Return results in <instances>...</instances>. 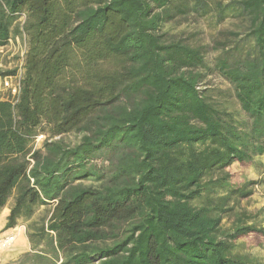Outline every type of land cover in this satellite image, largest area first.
Returning <instances> with one entry per match:
<instances>
[{"label":"trees","instance_id":"1","mask_svg":"<svg viewBox=\"0 0 264 264\" xmlns=\"http://www.w3.org/2000/svg\"><path fill=\"white\" fill-rule=\"evenodd\" d=\"M189 17L237 23L213 40L211 66L164 30ZM15 38L0 237L22 221L30 252L7 264H256L235 243L264 228L234 213L256 184L233 185L227 169L264 156V0H0V47ZM210 73L236 111L201 88Z\"/></svg>","mask_w":264,"mask_h":264},{"label":"rangeland","instance_id":"2","mask_svg":"<svg viewBox=\"0 0 264 264\" xmlns=\"http://www.w3.org/2000/svg\"><path fill=\"white\" fill-rule=\"evenodd\" d=\"M235 20H225L220 25H215L214 22L208 17L197 18L189 17L186 20H178L170 23L164 27V30H168V35L183 33V37L187 42L193 46H202L205 48V61L211 66L213 58L217 53L210 50L214 39L218 38V35L225 31L236 30ZM23 51V44L13 42L5 51L0 54V70H12L20 67L23 73L21 62L18 61V56ZM12 55V56H11ZM201 88L203 90L209 89L210 95L213 99L225 106L229 111H236L238 105L235 103L232 90L229 84L216 75L210 73L204 79ZM72 137H70L71 139ZM40 142H34V147L38 149ZM227 171L231 174L230 182L233 185L240 186L246 182H253L256 185L251 186L248 190L252 193L248 198L239 200L235 205L234 213H245L250 219L248 224H254L257 227L264 228V156L255 158L252 165L240 166L237 163L231 165ZM12 204L10 199L6 205L9 208ZM45 210H38L34 216L33 222H38L40 218L46 215ZM7 209H3L0 213V227L5 219ZM234 220L233 213L225 216L221 222V226L229 228ZM24 227V235L22 228ZM3 227L0 228V231ZM26 224L22 221L18 222V227L14 232L8 234L13 236V244L8 248L0 250V264H7L15 262L25 253L30 252V246L27 242L26 236ZM2 238L0 237V240ZM235 251L240 254H246L256 264H264V238L256 235H250L245 238L239 239L236 243Z\"/></svg>","mask_w":264,"mask_h":264},{"label":"built area","instance_id":"3","mask_svg":"<svg viewBox=\"0 0 264 264\" xmlns=\"http://www.w3.org/2000/svg\"><path fill=\"white\" fill-rule=\"evenodd\" d=\"M21 41L20 38H15L14 40L10 39L8 41V45L4 47H0V54H2L5 49H7L9 46L13 44V42L19 43ZM23 44V51L18 56V61L21 62V65L23 64V56H24V50L25 46L23 41L21 42ZM12 56V55H11ZM1 68V65H0ZM16 72L12 76L8 77H0V100H6L10 99V102H13V99H15L20 90V81L22 78V70L20 67L15 68ZM44 140L43 136H38L35 141L36 142H42ZM12 243V239L9 236H6L0 240V250L8 248Z\"/></svg>","mask_w":264,"mask_h":264},{"label":"crops","instance_id":"4","mask_svg":"<svg viewBox=\"0 0 264 264\" xmlns=\"http://www.w3.org/2000/svg\"><path fill=\"white\" fill-rule=\"evenodd\" d=\"M5 209H7V212L9 213V210H8V208L6 207ZM8 213H7V215H6V217L8 216ZM6 217H5V219H4V221L2 222V225H1V227H4V225H5V222H6ZM0 227V228H1ZM18 227V226H17ZM22 228V233H23V235H24V227H21ZM28 242V241H27Z\"/></svg>","mask_w":264,"mask_h":264},{"label":"bare ground","instance_id":"5","mask_svg":"<svg viewBox=\"0 0 264 264\" xmlns=\"http://www.w3.org/2000/svg\"><path fill=\"white\" fill-rule=\"evenodd\" d=\"M9 237L12 239V243H11V245H12V244H13V240H14V238H13V236H9ZM11 245H10V246H11Z\"/></svg>","mask_w":264,"mask_h":264}]
</instances>
